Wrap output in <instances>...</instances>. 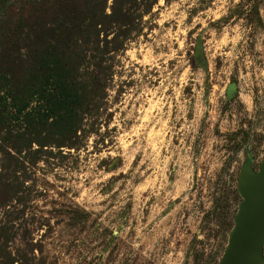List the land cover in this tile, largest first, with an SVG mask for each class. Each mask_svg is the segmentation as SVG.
<instances>
[{
	"label": "rangeland",
	"instance_id": "1",
	"mask_svg": "<svg viewBox=\"0 0 264 264\" xmlns=\"http://www.w3.org/2000/svg\"><path fill=\"white\" fill-rule=\"evenodd\" d=\"M10 1L15 56L51 42L110 68L70 145L0 133V264H217L219 200L236 210L241 168L264 159V0H123L117 50L92 31L113 0H86L82 40L57 4Z\"/></svg>",
	"mask_w": 264,
	"mask_h": 264
},
{
	"label": "trees",
	"instance_id": "2",
	"mask_svg": "<svg viewBox=\"0 0 264 264\" xmlns=\"http://www.w3.org/2000/svg\"><path fill=\"white\" fill-rule=\"evenodd\" d=\"M50 1L34 0V3H40L41 9L57 4L63 10V21L67 20L65 22L69 25L71 22L75 36L79 35L82 40L86 34V19L92 15L86 9L87 1ZM10 3V0H0V133L16 131L20 137L32 138L46 132L52 143L70 145L71 135L81 129L83 114H89L95 107L96 88L92 89L90 82H104L109 72L110 67L103 65V61L109 59L104 58L107 51L99 50L97 44L88 49L89 53L99 50L100 56L97 54V60H93L91 54L84 55L83 63L86 64L80 68L71 66L64 52L51 42L34 49L28 59L19 56V52L15 56L14 50H17L24 33L25 21L21 13L12 20ZM27 3L31 7L32 4ZM69 11H78L77 24L72 22ZM104 18L106 21L102 22L97 14L94 15L93 33L112 34L110 41L106 42L111 44L112 50L120 49L123 46V0H113L111 11ZM93 66L92 73L89 67ZM233 192L238 198L237 187ZM225 201L219 200L217 207L230 217L225 227L228 233L235 209L228 214Z\"/></svg>",
	"mask_w": 264,
	"mask_h": 264
},
{
	"label": "water",
	"instance_id": "3",
	"mask_svg": "<svg viewBox=\"0 0 264 264\" xmlns=\"http://www.w3.org/2000/svg\"><path fill=\"white\" fill-rule=\"evenodd\" d=\"M200 53V45H197ZM240 200L217 264L264 263V159L257 169L246 163L237 180Z\"/></svg>",
	"mask_w": 264,
	"mask_h": 264
},
{
	"label": "flooded vegetation",
	"instance_id": "4",
	"mask_svg": "<svg viewBox=\"0 0 264 264\" xmlns=\"http://www.w3.org/2000/svg\"><path fill=\"white\" fill-rule=\"evenodd\" d=\"M197 45H198V44H197ZM196 48H197V46H196ZM195 53H196L195 55L200 56L199 52L197 53V49H195ZM200 53H201V56H202L201 49H200ZM233 87H234L233 84H231V85L229 86L228 93H231V92L233 91ZM246 163H249V161H247ZM246 163H245V164H246ZM245 164H244V165H245ZM263 245H264V244H263ZM263 256H264V255H263ZM262 264H264V263H262Z\"/></svg>",
	"mask_w": 264,
	"mask_h": 264
}]
</instances>
